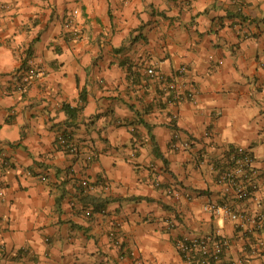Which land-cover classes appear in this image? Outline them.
Masks as SVG:
<instances>
[{
  "label": "crops",
  "instance_id": "1",
  "mask_svg": "<svg viewBox=\"0 0 264 264\" xmlns=\"http://www.w3.org/2000/svg\"><path fill=\"white\" fill-rule=\"evenodd\" d=\"M30 61L43 74L20 91ZM149 68L196 103L168 107ZM235 147L264 215V0H0V264H185L177 242L211 235L233 240L224 264H264L263 233L205 211Z\"/></svg>",
  "mask_w": 264,
  "mask_h": 264
},
{
  "label": "built area",
  "instance_id": "2",
  "mask_svg": "<svg viewBox=\"0 0 264 264\" xmlns=\"http://www.w3.org/2000/svg\"><path fill=\"white\" fill-rule=\"evenodd\" d=\"M79 12L75 10L66 21V29L71 34V40L77 42L80 34L74 27L75 18ZM187 72L186 68L179 71L181 76ZM43 71L32 61L22 70L19 75V90L26 89L39 79ZM146 74L151 79H159L161 83V94L164 97L168 107H173L183 101L196 103L197 90L193 84H188L187 91H183L181 86L170 78L160 76L155 68H149ZM176 118V117H175ZM59 144L66 153L74 156L78 153V147L73 140L66 136L59 137ZM178 144L173 145L174 150H179ZM89 157L88 160H92ZM216 172V183L225 191L226 202L222 205L211 203L205 206V211L219 215L225 212L234 223L238 231L246 234H264V215L262 213H253L244 205L246 202L254 200L257 192L260 190L261 175L256 167V161L251 149L246 147H235L228 151L225 161L219 167H214ZM42 181H47L42 178ZM82 188L86 191L93 187L88 181L82 182ZM177 198L180 197L178 191L171 192ZM191 199V197H189ZM110 237L115 246H122L123 236L117 230H112ZM260 246H264V239L259 240ZM233 246V240L220 235H211L204 237L183 238L177 242V249L184 259L185 264H224L227 253Z\"/></svg>",
  "mask_w": 264,
  "mask_h": 264
},
{
  "label": "trees",
  "instance_id": "3",
  "mask_svg": "<svg viewBox=\"0 0 264 264\" xmlns=\"http://www.w3.org/2000/svg\"><path fill=\"white\" fill-rule=\"evenodd\" d=\"M82 98H83V97H82ZM156 151H157V149H156ZM81 186H82V185H81ZM84 199H85V200H89L88 202H91L93 205L97 206L98 209H101V207H103V204H102V203L99 204V201H95V199H93V198H92V199H93V200H92V199H90L89 197L85 196ZM148 201H150V200H148Z\"/></svg>",
  "mask_w": 264,
  "mask_h": 264
}]
</instances>
